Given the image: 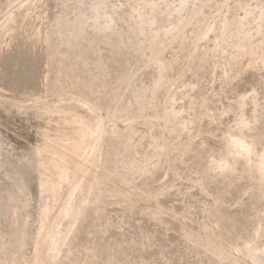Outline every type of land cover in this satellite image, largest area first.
<instances>
[{"label": "rangeland", "instance_id": "obj_1", "mask_svg": "<svg viewBox=\"0 0 264 264\" xmlns=\"http://www.w3.org/2000/svg\"><path fill=\"white\" fill-rule=\"evenodd\" d=\"M95 1L0 0V264L11 251L3 205L22 185V194L30 200L27 212L34 214L35 148L55 139L71 144L73 126L64 117L79 114L104 122L108 147L102 155L126 172L127 183L133 182L117 180L114 193L94 199L62 264H217L218 256L225 257L232 248L250 244L264 250V180L254 170L264 150V55L259 50L264 49V0H195L180 14L175 9L181 0H144V11L142 0H106L109 8L102 14L113 17L115 11L118 31L130 38L128 46L121 47L116 36L98 34L110 23V15L97 18L91 9ZM151 7L154 24L145 35L166 30L177 20L190 23L180 39L157 35L162 84L134 97L132 91L156 80V72L148 67L153 58L144 36H138L137 46L131 42L136 22L148 21ZM193 9L200 12L193 15ZM138 10L145 15L135 17ZM222 21H228L233 37L249 38L246 54L234 58L235 43L221 41ZM202 24L213 26L212 31L206 40L195 41L192 31ZM76 28L82 32L72 38ZM122 64L138 69L129 87L116 82ZM69 66L78 84L66 92L60 86L62 70ZM242 98L249 103L244 108L247 125L238 128ZM121 103L128 107L126 115L109 119ZM170 109L178 113L175 121L166 122L163 116ZM128 127L134 131L131 142ZM230 135L252 142L255 154L236 156L232 168L222 172L214 164L229 152L225 140ZM153 148L162 152L149 159L154 170L148 176L140 171L141 154ZM90 154L85 152L83 180L93 170L109 167ZM115 193L130 196L119 202ZM67 223L64 218L59 230ZM28 248H22L26 255Z\"/></svg>", "mask_w": 264, "mask_h": 264}, {"label": "bare ground", "instance_id": "obj_2", "mask_svg": "<svg viewBox=\"0 0 264 264\" xmlns=\"http://www.w3.org/2000/svg\"><path fill=\"white\" fill-rule=\"evenodd\" d=\"M190 1L191 2H189L188 0L186 1L181 0L179 7L175 9V12L180 14L181 11H183V8H185L188 3L192 4L195 0H190ZM143 2L144 0H142L141 2L142 3L141 9L144 11L146 5ZM163 5L165 6V9L168 8L167 4H163ZM105 6L106 9L109 8V5L106 2V0H96L91 8L92 11L96 13L97 18L98 17L102 18L104 17L105 14L108 16L110 15L109 16L110 23H108L107 21L106 25L100 28L98 34L101 33L104 38L109 36L112 37V35H114L116 36V38L119 39V43H120L119 47H121V45L128 46L130 42V38L126 37V35L121 33V31H118L115 25V21H114L115 11L113 13V17L110 13L102 14L104 13L102 10L105 8ZM143 11L138 10L135 17L141 18L142 16H144L145 13ZM199 12L200 9H193L192 14L197 15ZM164 14L166 16H169L171 12L166 10ZM245 16H247V13H245ZM149 17L150 19L148 21L141 20L136 22L137 28L136 30L135 28H133L132 30V34L134 35L135 38L132 39L131 42L133 45L137 46L139 41V39H137L138 36L139 35L144 36L143 39L145 42V46L146 48L150 49L153 58L149 62L148 67L156 72V80L154 81V83L148 86H143L132 91L130 94L134 97L142 96L149 90L158 89L162 84V80H163L162 73L164 71V66L159 62L162 53L161 50L162 48L156 47L155 38L157 37V35L161 33L162 35L164 34V36L169 35L173 39L176 38L180 39L179 37L183 34L184 29L186 28L188 23H190L187 20H183V21L177 20L178 23L176 25H171L170 28L168 27L166 30L162 28H158L154 34L145 35L146 28L154 24L155 17H154V9L152 7L150 8ZM227 24L228 21L227 23L226 21H222L220 23L219 38L221 37L222 39L221 41H223V43L229 44V46L230 44L235 43V45L233 46V49H235L234 58L241 57L243 54L247 53L246 49L249 47V44L251 42L249 41V38L246 36L245 33H244L245 35L238 36V34H236L238 37H233V35H231L232 32L229 30ZM256 26L259 28L258 25ZM212 27L203 26V24L202 26L196 25V27L192 31L193 32L192 34L195 36L194 37L195 41L206 40V38L210 35L209 33L212 31ZM81 32H82L81 29L76 28V31L73 32L72 38H76L78 35L81 34ZM219 38L218 40H220ZM90 43L94 44L95 46L98 45L95 42H90ZM260 49L262 51V56H263L264 49L261 46L259 50ZM250 54L252 53L250 52ZM81 57L83 58V56ZM258 58L260 59V57ZM261 60L263 61V58ZM116 62L120 63L119 60ZM83 65L87 66V62L85 60ZM121 67L122 70L117 74L116 82L118 84H124L129 87L132 83V80L135 78L136 74L138 73V69L133 68V65L130 64L128 65L122 64ZM62 73L64 77V82L60 86V89L62 91L68 92L78 84V78L74 75V67L72 66L64 68L62 70ZM99 78H100L99 81L101 82V79L104 78V74L101 73ZM101 87L103 86L97 85V88H101ZM126 95L127 94L123 95V97H125ZM246 100L247 99L242 98L239 101V105L241 108V112H240L241 115L237 123L238 128H242L247 125V120H246L247 117H245V115L247 116V114L244 113V110H246L244 108L245 106H247L246 104L248 103ZM122 103L116 105L117 108L115 109L114 113H112L111 117H109V119L113 118L117 121L122 116L126 115L125 112L127 111L128 107L127 108L124 107ZM177 113L178 112L176 111V109H170L169 111L165 112L163 118L166 122H173L175 121ZM79 115L70 118L64 117V119L67 120V122L71 123L73 126V132L70 135L71 144L65 145L63 144L62 139H55V140H47L44 143V145L35 148L36 150H35L34 166L32 169L34 174L35 185L38 190V195L36 198L35 212L31 210L34 212V214L30 215L29 212H27V210H29L28 207L30 200L28 202L27 199L28 197L22 194L20 190L22 188L24 189L22 185L20 189L18 188L19 189L18 192H15L14 195H11L12 193L9 195L8 202L3 205L6 210V213L8 214L6 219L7 222L6 227L9 228L7 232H8V237H9L8 240L11 251H10V256H8L7 258H2V264H40V263L62 264L64 259L67 258V256H69V253L71 252L72 240L78 236L79 226L82 219L85 217L86 209L89 208V206L94 205V204L92 205L94 199L97 196H102L104 193L106 194V192H113V187L117 180H122L124 181V183L128 182V181L126 182V180L128 179L126 177V172L117 169L114 166L111 158L107 159L105 157V154L104 156L102 155L103 151L108 147V141L105 137L104 122L102 121L93 122ZM186 126L187 125H184V128H186ZM133 140H134V131L132 130L131 127V129L130 128L128 129V142H131ZM225 141L227 144V148L229 149L228 150L229 152L219 162H216L215 164L213 163L214 167L217 170H220L222 172H228L232 168V162L237 159L236 156H241V158L243 157L247 159L248 157H251L252 154H255V148L253 143L246 141V138L241 135L238 136L230 135L226 138ZM87 150L93 156L98 157V161H102L106 163L109 167L107 166L108 167L107 169H103L102 166L99 167V169L96 167L97 169L91 172L89 178L86 176L87 179L83 180L80 173L83 171V167L85 165L84 163L87 160L85 155V152ZM161 152L162 151L160 149H154V148L150 150L142 151L141 154L142 165L140 168L142 174L148 175L150 173L151 174L153 173L152 171L154 169L150 168L149 166L150 164L148 161L153 157L156 156L160 157ZM163 152H165V150ZM89 158L90 157L88 155V159ZM254 170L256 171L259 179H261V181L264 180V150L259 155H257V160L254 165ZM85 172L86 171L82 173V176H84V178H86ZM89 172L87 171V173ZM131 182H129L130 184L129 183L127 184L131 185ZM115 195L119 200V202L129 199L130 196L129 194L128 196L125 193H118V194L115 193L114 196ZM152 200L154 201L153 198ZM93 203L96 202L94 201ZM64 218H68V223L66 225V228L61 231L59 230L58 225L60 222H62ZM32 225L35 227V230L33 232H31L30 230ZM23 237L26 239L25 243L23 242ZM24 245L27 246V249H29L28 246L30 247V251L28 250L30 253H27L29 256L25 254L26 252L24 253L22 251ZM249 245L248 247L245 246V248H243L242 250H234V248H232L226 253L225 257L218 256L217 264H245L246 262L243 263V261L241 260L242 258H245V261L249 260L250 264H264V250L257 251L255 250V247L253 245H251L250 247ZM234 251L240 253L239 255L241 256L238 257L236 255L237 253L236 254L233 253Z\"/></svg>", "mask_w": 264, "mask_h": 264}]
</instances>
